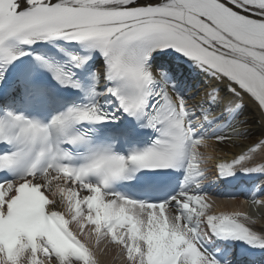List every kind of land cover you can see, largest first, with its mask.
Here are the masks:
<instances>
[{"label":"snow or ice","instance_id":"snow-or-ice-1","mask_svg":"<svg viewBox=\"0 0 264 264\" xmlns=\"http://www.w3.org/2000/svg\"><path fill=\"white\" fill-rule=\"evenodd\" d=\"M186 64L207 78L198 92ZM246 105L264 128V0H0V264H98L102 241L124 264H255L206 242L264 249V227L201 190L242 173L264 209ZM137 127L151 144L119 153ZM209 141L242 150L210 171ZM166 170L183 171L167 199L114 187L161 186Z\"/></svg>","mask_w":264,"mask_h":264},{"label":"bare ground","instance_id":"bare-ground-1","mask_svg":"<svg viewBox=\"0 0 264 264\" xmlns=\"http://www.w3.org/2000/svg\"><path fill=\"white\" fill-rule=\"evenodd\" d=\"M247 118V124L249 128V133L252 136H258L262 131H264V128L261 127L259 117L256 114V110L253 107H247L245 112L242 114V118ZM249 143L248 140L243 141H237V145H247ZM211 147H209L210 150H212V153L215 155H229V154H236L239 153L242 148L239 146H233L232 144L224 145L223 147H219L215 145L214 141H211L210 143ZM213 148H216V151H213ZM214 209L216 210H224V211H247L252 214L254 217V220L256 221V227H264V211H254L253 209H256L255 207H252L249 205V203L242 202L240 199H233L229 201H224L223 199H219L213 202ZM259 212L260 215H257ZM105 259L104 262L102 260H98V264H124L123 258L120 257L116 251L108 252L106 251L103 255V258Z\"/></svg>","mask_w":264,"mask_h":264},{"label":"rangeland","instance_id":"rangeland-1","mask_svg":"<svg viewBox=\"0 0 264 264\" xmlns=\"http://www.w3.org/2000/svg\"><path fill=\"white\" fill-rule=\"evenodd\" d=\"M264 210V209H263Z\"/></svg>","mask_w":264,"mask_h":264}]
</instances>
